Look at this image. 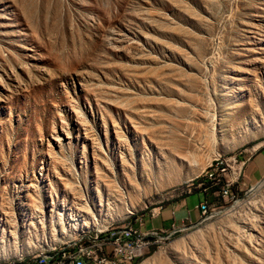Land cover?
Masks as SVG:
<instances>
[{"label": "rangeland", "instance_id": "374dc122", "mask_svg": "<svg viewBox=\"0 0 264 264\" xmlns=\"http://www.w3.org/2000/svg\"><path fill=\"white\" fill-rule=\"evenodd\" d=\"M262 148L264 0H0V263L129 228ZM241 176L131 264H264V179Z\"/></svg>", "mask_w": 264, "mask_h": 264}, {"label": "built area", "instance_id": "2783aa9c", "mask_svg": "<svg viewBox=\"0 0 264 264\" xmlns=\"http://www.w3.org/2000/svg\"><path fill=\"white\" fill-rule=\"evenodd\" d=\"M234 158L232 159L233 162ZM246 159L242 161V170L240 172H231V178L224 177L228 170V165L212 162L210 170L204 175H212V183L209 184L205 192L215 195L223 193V199L232 196V192H224V184L228 182H237V173H243ZM213 189L212 192H210ZM201 213L200 222L208 219L210 207L207 202L200 204ZM135 224L141 225L142 219L135 218ZM193 226V225H192ZM172 227L170 230H150L147 232L139 231L134 224H129V229L114 232L105 238H95V240L83 241L80 244H73L69 248H61L53 257L49 259L38 260L34 263L24 264H74V257H82V264H131L140 253H147L148 250L160 240H167L177 232L187 227ZM98 241H107V249L104 251H95V244ZM17 264V263H15Z\"/></svg>", "mask_w": 264, "mask_h": 264}, {"label": "crops", "instance_id": "0c3cea01", "mask_svg": "<svg viewBox=\"0 0 264 264\" xmlns=\"http://www.w3.org/2000/svg\"><path fill=\"white\" fill-rule=\"evenodd\" d=\"M242 184L252 188L264 179V148L253 155L246 163L242 173ZM198 187L188 189L176 195L164 206L155 208L151 213L144 214L142 224H134L139 231L170 230L172 227L198 224L201 218L200 204L209 201L210 193Z\"/></svg>", "mask_w": 264, "mask_h": 264}, {"label": "bare ground", "instance_id": "6f19581e", "mask_svg": "<svg viewBox=\"0 0 264 264\" xmlns=\"http://www.w3.org/2000/svg\"><path fill=\"white\" fill-rule=\"evenodd\" d=\"M218 162V161H217ZM233 162H234V160H233ZM237 163V162H236ZM246 164V163H245ZM240 174V173H239ZM237 181H238V173H237ZM235 184V182H228V183H225L224 184V192H230V187H232L233 185ZM262 186V185H261ZM221 195L223 194V193H220ZM215 195H216V193H215ZM238 207V206H237ZM208 216H209V214H208ZM3 222L5 223H8L7 221H6V219L4 220V221H2L1 223L3 224ZM13 225V224H12ZM194 226V225H193ZM126 229H129V228H126ZM126 229H121L120 231H123V230H126ZM120 231H117V232H120ZM113 234V233H112ZM105 237H107V236H105ZM105 237H102V238H105ZM98 238V237H97ZM170 238V237H169ZM168 238V239H169ZM89 240H95V239H88V240H79L78 242H76V243H67L65 246H63L62 248H69V247H72L73 246V244H80L81 242H83V241H89ZM101 242V244L100 243H96L95 244V251H104V250H106L107 249V241H100ZM59 250H57V251H55L54 253H52V254H44V255H42V256H36V257H34V258H32V259H30V260H28V262H8V263H0V264H15V263H17V264H24V263H34V262H37L38 260H43V259H49L50 257H53L57 252H58ZM146 253H140V254H138V257L136 258V260L137 259H139V258H142L144 255H145ZM136 260H134V261H136ZM133 261V262H134ZM74 264H82V257H74Z\"/></svg>", "mask_w": 264, "mask_h": 264}, {"label": "trees", "instance_id": "16d2710c", "mask_svg": "<svg viewBox=\"0 0 264 264\" xmlns=\"http://www.w3.org/2000/svg\"><path fill=\"white\" fill-rule=\"evenodd\" d=\"M212 191H213V189L210 192H212Z\"/></svg>", "mask_w": 264, "mask_h": 264}, {"label": "water", "instance_id": "95a60500", "mask_svg": "<svg viewBox=\"0 0 264 264\" xmlns=\"http://www.w3.org/2000/svg\"><path fill=\"white\" fill-rule=\"evenodd\" d=\"M251 189H253V187Z\"/></svg>", "mask_w": 264, "mask_h": 264}]
</instances>
